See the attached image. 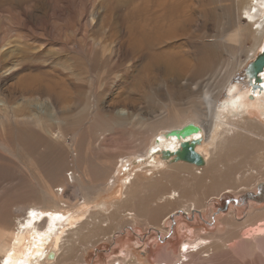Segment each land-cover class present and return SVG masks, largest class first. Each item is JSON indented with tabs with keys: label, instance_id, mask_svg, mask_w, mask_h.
<instances>
[{
	"label": "rangeland",
	"instance_id": "obj_1",
	"mask_svg": "<svg viewBox=\"0 0 264 264\" xmlns=\"http://www.w3.org/2000/svg\"><path fill=\"white\" fill-rule=\"evenodd\" d=\"M239 2L189 0L196 11L158 44L141 34V0H0V222L13 228L18 207H39L42 191L55 192L82 219L112 226L78 248L75 264H176L184 240L200 244L188 251L205 246L184 264H264V250L251 251L264 242V227L256 228L264 220V129L249 123L256 134L215 145L219 161L202 175L167 164L110 189L114 168L138 159L155 131L193 123L208 143L215 104L230 87L250 95L246 69L264 51L253 53ZM167 46L180 58L176 69L157 59ZM208 95L217 101L210 110ZM173 190L179 201H159Z\"/></svg>",
	"mask_w": 264,
	"mask_h": 264
},
{
	"label": "bare ground",
	"instance_id": "obj_2",
	"mask_svg": "<svg viewBox=\"0 0 264 264\" xmlns=\"http://www.w3.org/2000/svg\"><path fill=\"white\" fill-rule=\"evenodd\" d=\"M188 3L189 0H141L139 12L143 23L140 27L142 36L145 39H150V36H153L158 44L171 39L175 25L185 16L188 17L190 14L189 10L192 8L189 9ZM194 8L195 7H193V9ZM241 8L240 16L246 22L245 30L254 40L252 51L254 54L259 49L263 52L264 0H243V6ZM194 11L196 10L194 9ZM239 34H241V31ZM157 59L169 67V69H173L178 66V60L180 58H178V56L172 52V49L167 46L165 50L157 54ZM239 66L240 63L235 66L233 71H231L225 83L233 73L238 70ZM258 77H260V79L257 80L254 78L253 82L260 84L262 87L255 90L250 88L249 92L252 97L249 95L247 97L246 92H240L237 96H234L233 89L235 88L230 87L229 90L232 92L231 96H228V99L224 100L222 104L216 105V99H214L213 96L208 95V109L210 110V106H214V104L217 107L216 109L213 108V112H207L212 117L211 122L208 124V131L205 128L206 134L208 132V137H206L208 143H205L203 130L200 126H198L196 132L185 137L171 135L169 133L171 130L162 133L163 131L160 132L159 129L158 132L155 131L153 135L154 137L150 140V143L146 146L144 151L141 154H137L138 159L133 161L127 160L125 163H121L118 169L116 167L114 168L113 171L116 173L112 177L115 178V181L112 180L110 189H113L115 183H120L122 187L127 188L132 184L136 175H138L144 168L158 171L165 168L167 164L168 166L176 168L184 167L187 174L192 172L193 174L200 173L202 175V172H204L211 163L219 161V156H215L217 148L213 149L215 145H217L218 148H221V145L223 146L226 143L225 140L231 138V134H256L253 129L247 130L249 123H251L254 129L258 131L264 129V68L263 71L258 74ZM253 108L256 109L254 113L251 112ZM250 114L253 116H261L263 121L257 117H250L249 119L248 115ZM122 122L127 123L128 120H122ZM180 125H169V128L167 129H180ZM184 141H193L195 151L203 159L201 165L174 160V151L180 149L181 143ZM208 146H212L211 152L208 151ZM53 168V171H58L57 166ZM194 171L198 172L194 173ZM228 172L229 171L227 170L224 171V173ZM251 172L256 173L257 171L252 169ZM228 177L232 178L233 175L230 174ZM71 178L75 179L76 176H71ZM229 189H226L225 191H230ZM56 196L58 195L55 192L42 191L39 207L36 206L38 204L28 203H24L22 206L18 207V211L20 212L15 216L16 220L13 222V228H10V224H7L6 220L0 222V264H75L76 259L78 258V248L81 245L95 244L100 237L105 238L106 233L108 231L110 232L112 229L111 223L106 221L105 218H99L98 220H95L94 218V220L91 219L90 221L82 219L84 212H79L73 205H65V207H63V205H60L61 200L57 199ZM119 197L123 198L125 201L127 199V192L125 191L123 193L120 190ZM161 198H159V201H179L180 195L173 190L171 194ZM62 202L65 204V201ZM100 206V209L103 210L106 206L105 202L103 201ZM184 207H186V209L190 208L189 210H194L195 206L194 203H188L187 205H184ZM175 210L176 209H173L170 213H167L166 216L173 214L176 212ZM90 212L89 214H91ZM135 213L127 212L126 215L130 216L128 219L134 218V220L138 218V216L141 217V214ZM113 214L116 216L118 215L117 208ZM41 216H47L46 221L45 219H42L39 223H36V220ZM122 225L123 224L118 228ZM4 226L8 227L5 228ZM260 227H264V220L256 225V228ZM94 237L97 239H94ZM198 240L204 239L201 238ZM198 245H200L199 242L195 244V242L193 243L184 240L178 247L179 262H181V264H184V262L187 263L189 257L197 254L194 253V251L201 252L200 250H202L203 252L205 246H200L198 249L196 248L188 251L189 247H195ZM252 249L255 251L254 253H257L260 249L264 250V242H256L252 245L251 251ZM182 257H185V260H182ZM160 263L168 264L166 260ZM117 264L136 263L130 260L124 262L117 261ZM173 264H175V262Z\"/></svg>",
	"mask_w": 264,
	"mask_h": 264
},
{
	"label": "water",
	"instance_id": "obj_3",
	"mask_svg": "<svg viewBox=\"0 0 264 264\" xmlns=\"http://www.w3.org/2000/svg\"><path fill=\"white\" fill-rule=\"evenodd\" d=\"M264 68V53L259 54L247 67L246 73L249 76V82L253 90L260 89L262 86L258 83H254L252 78L257 80L260 79L258 74L263 71ZM252 97V95H249ZM198 130V126L193 123H187L180 129H172L169 131L171 135L176 137H185ZM175 161H185L188 163L201 165L203 163L202 157L195 151L194 143L189 141H184L181 143L180 149L174 151Z\"/></svg>",
	"mask_w": 264,
	"mask_h": 264
},
{
	"label": "built area",
	"instance_id": "obj_4",
	"mask_svg": "<svg viewBox=\"0 0 264 264\" xmlns=\"http://www.w3.org/2000/svg\"><path fill=\"white\" fill-rule=\"evenodd\" d=\"M176 264H181V262H179V263H176Z\"/></svg>",
	"mask_w": 264,
	"mask_h": 264
}]
</instances>
